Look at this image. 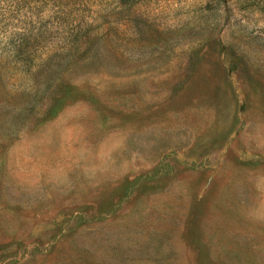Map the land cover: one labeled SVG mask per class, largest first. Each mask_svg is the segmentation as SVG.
Segmentation results:
<instances>
[{"label":"rangeland","instance_id":"1","mask_svg":"<svg viewBox=\"0 0 264 264\" xmlns=\"http://www.w3.org/2000/svg\"><path fill=\"white\" fill-rule=\"evenodd\" d=\"M0 0V264H264V0Z\"/></svg>","mask_w":264,"mask_h":264},{"label":"trees","instance_id":"2","mask_svg":"<svg viewBox=\"0 0 264 264\" xmlns=\"http://www.w3.org/2000/svg\"><path fill=\"white\" fill-rule=\"evenodd\" d=\"M2 1H4V0H2ZM16 2H18V7H20L21 5H20V0H16Z\"/></svg>","mask_w":264,"mask_h":264}]
</instances>
